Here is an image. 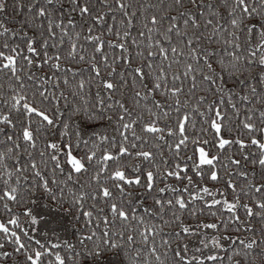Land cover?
Masks as SVG:
<instances>
[{"label":"snow or ice","instance_id":"6c2138e0","mask_svg":"<svg viewBox=\"0 0 264 264\" xmlns=\"http://www.w3.org/2000/svg\"><path fill=\"white\" fill-rule=\"evenodd\" d=\"M0 264H264V0H0Z\"/></svg>","mask_w":264,"mask_h":264}]
</instances>
